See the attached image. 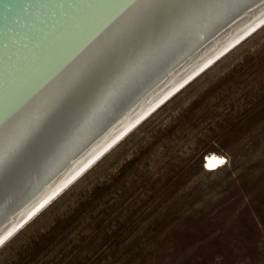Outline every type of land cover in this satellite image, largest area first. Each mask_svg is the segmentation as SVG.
<instances>
[{
    "label": "rangeland",
    "instance_id": "rangeland-1",
    "mask_svg": "<svg viewBox=\"0 0 264 264\" xmlns=\"http://www.w3.org/2000/svg\"><path fill=\"white\" fill-rule=\"evenodd\" d=\"M97 163L0 264H264V27Z\"/></svg>",
    "mask_w": 264,
    "mask_h": 264
},
{
    "label": "snow or ice",
    "instance_id": "snow-or-ice-1",
    "mask_svg": "<svg viewBox=\"0 0 264 264\" xmlns=\"http://www.w3.org/2000/svg\"><path fill=\"white\" fill-rule=\"evenodd\" d=\"M243 12L264 16V0H2L0 204Z\"/></svg>",
    "mask_w": 264,
    "mask_h": 264
},
{
    "label": "water",
    "instance_id": "water-1",
    "mask_svg": "<svg viewBox=\"0 0 264 264\" xmlns=\"http://www.w3.org/2000/svg\"><path fill=\"white\" fill-rule=\"evenodd\" d=\"M241 2L248 3V0ZM263 23L264 16L258 13L240 14L234 22L226 25L202 46L187 53L178 64H173L171 70L156 79L149 89L142 91L135 102L122 108L118 118L108 124L99 135L85 137L79 145L53 162L39 179L29 184L25 196H21L15 202L0 204V241L3 243L5 237L9 238L16 232L149 112ZM32 164L33 161H30L26 154H22L13 162L12 169L22 176Z\"/></svg>",
    "mask_w": 264,
    "mask_h": 264
},
{
    "label": "bare ground",
    "instance_id": "bare-ground-1",
    "mask_svg": "<svg viewBox=\"0 0 264 264\" xmlns=\"http://www.w3.org/2000/svg\"><path fill=\"white\" fill-rule=\"evenodd\" d=\"M264 27V23L259 26L254 32H251L249 35H247L245 38H243L240 42H238L236 45H234L231 49H228L226 52H224L222 55H220L217 59H215L213 62H211L208 66H206L202 71H200L197 75H195L191 80H189L186 84H184L181 88H179L176 92H174L171 96H169L166 100H164L161 104H159L156 108H154L151 112H149L142 120H140L136 125H134L128 132H126L120 139H118L112 146H110L105 152H103L96 160H94L87 168H85L77 177H75L68 185H66L59 193H57L50 201H48L41 209H39L31 218H29L16 232H14L9 238H7L2 244H0V248H2L9 240H11L20 230H22L24 227L27 226L29 222H31L34 218H36L43 210H45L50 204H52L58 197H60L70 186L74 185L75 182L81 178L85 173L92 169V167L100 160L103 159V157L109 153L116 145H118L124 138L128 137V135L133 132L138 126H140L143 122H145L149 117H151L157 110H159L165 103H167L169 100H172L174 96H176L178 93H180L184 88H186L190 83H192L195 79H197L199 76L204 74L209 68H211L213 65H215L218 61H220L222 58H224L226 55H228L232 50H234L236 47H238L240 44H242L246 39L254 35L257 31L262 29ZM215 156H218L219 158H225L222 155H218L215 153L208 154L203 160L204 162V168L208 171H212L213 166L217 163ZM98 164V163H97ZM217 170V169H216Z\"/></svg>",
    "mask_w": 264,
    "mask_h": 264
}]
</instances>
